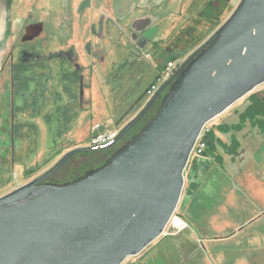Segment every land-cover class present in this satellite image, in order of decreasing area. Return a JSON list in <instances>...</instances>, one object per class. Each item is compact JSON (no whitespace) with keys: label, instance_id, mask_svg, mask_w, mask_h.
I'll use <instances>...</instances> for the list:
<instances>
[{"label":"water","instance_id":"95a60500","mask_svg":"<svg viewBox=\"0 0 264 264\" xmlns=\"http://www.w3.org/2000/svg\"><path fill=\"white\" fill-rule=\"evenodd\" d=\"M263 83L264 0H239L114 139L71 149L0 197V264H121L140 253L177 209L204 126ZM167 86L154 114L105 163L68 182H46L74 154L122 138Z\"/></svg>","mask_w":264,"mask_h":264},{"label":"rangeland","instance_id":"374dc122","mask_svg":"<svg viewBox=\"0 0 264 264\" xmlns=\"http://www.w3.org/2000/svg\"><path fill=\"white\" fill-rule=\"evenodd\" d=\"M224 14L218 23L207 24L208 29L189 31L198 40L191 47L193 51L205 43L230 15ZM45 22V35L34 43L26 41L22 44L19 41L15 48L16 52H22V62L12 71L13 81L19 86L14 96L12 120L9 126L0 124V197L43 174L71 149L90 146L93 136L117 126V123L108 125V118H113L115 122L124 120L122 116L132 113L134 108L131 110V106L138 97L144 94L138 105L148 98L146 88L150 87L152 81L138 78L133 66L127 68L120 62L123 55L137 53L144 56L140 50L133 51L129 44L132 33L130 27L117 29L114 26L105 31L103 39L97 40L100 30L95 31L97 37L85 47V57L91 61L85 67L80 58H76L80 56L77 47L61 45L66 42L69 32L59 35L57 33L63 32V27L54 28L49 19ZM12 48L13 45L7 47L4 55ZM63 53L69 56L63 57ZM173 57L176 64L180 65L184 61L172 54L167 55L166 60ZM153 83L159 86L156 79ZM252 101L259 109L247 114L245 119H250L255 127L259 125L264 133V99L257 96ZM96 122L98 126L92 127ZM204 141L207 145L206 154L213 155L214 165L222 172L228 171L227 181L233 193L224 200L219 210L212 212L209 210L208 189L196 185L195 190H199L185 200L182 209V215L190 222L191 228L176 236L164 237V241L177 245V249L182 247V254L179 255L189 257L191 261L188 264H211L207 239L213 235L228 234L233 236L230 240L216 244L221 250L220 255L210 253L216 264H232L236 258L237 263L264 264V157L253 149L249 151L253 159L251 155L242 159L244 152L241 141L235 139L231 147H227V156L232 157L231 164L235 166L229 173L222 156L215 159L217 154L213 147L216 148L217 144L210 132ZM75 145L79 146L71 148ZM261 147L264 149V145ZM106 157V149L76 153L49 177V181L74 179ZM241 194L247 203L240 206L229 201H242L238 196ZM251 212L256 214L252 221L240 222Z\"/></svg>","mask_w":264,"mask_h":264},{"label":"crops","instance_id":"0c3cea01","mask_svg":"<svg viewBox=\"0 0 264 264\" xmlns=\"http://www.w3.org/2000/svg\"><path fill=\"white\" fill-rule=\"evenodd\" d=\"M235 4L236 0H0V63L7 47L11 45L16 47L19 40L22 44L26 41L34 43L45 35L47 19L54 28L63 27L64 31L57 34L64 35L69 32L66 42L61 45L77 47L80 56L76 58H80L85 67H88V62H91L85 57V47H88L91 44L90 41L97 37L95 31L100 30L97 40L98 38L103 39L105 31H109L114 26L117 29L130 27L132 33L129 44L133 51L140 50V53H144V58L137 53H132L123 55L120 62L127 68L129 65L133 66L138 78L152 81L151 87L168 62L179 65L175 63L174 57L166 60L167 55H177L185 60L193 52L191 47L198 43V40L196 35L189 31L208 29L207 24L218 23L224 13H231ZM139 21L140 23L136 24ZM14 40L16 42L13 43ZM13 52L15 59H18L22 53L20 50L16 52L15 49ZM71 57L74 56L71 54ZM143 59L146 60L144 61L146 62L145 67ZM76 66L79 68V64L76 63ZM263 84L256 86L251 92L210 120L205 131V133H211L217 144L216 148L213 147L217 154L215 159L221 155L226 166L229 167V173L234 170L235 166L231 164L232 157L227 156L229 153L227 147L230 148L235 139L241 141L242 152H244L241 155L242 159L246 155H251L249 151L253 149H256L255 153L264 157L262 155L264 149L261 147L264 145L263 130L259 125L256 128L250 119H245L247 114L259 109L253 103L252 98L258 96L264 99ZM150 87H147L146 91ZM143 98L144 94L135 100L134 105L131 106V110L134 108L132 113L129 115V112H126L129 116H122L124 120L115 122L113 118H108L106 120L108 125L117 123V126L100 131L91 138V142L99 135L119 131L146 104L148 98L138 105ZM95 126H98L97 122L92 127ZM77 146L79 145L71 148ZM244 147L248 150L244 151ZM206 151L207 148L204 155L192 164L185 175L184 186L176 209L189 227L176 234L159 236L137 255L126 257L121 264H188L191 261L186 255H179L182 254V247L177 249V245L164 241V237L176 236L191 228L190 222L182 215L185 200L199 190L198 188L195 190L196 185L202 186L209 191V210L215 212L233 193V188L227 181L228 171H220L213 163V155H207ZM251 158L253 159L252 155ZM262 186L264 187V184ZM238 196L242 201L240 199L236 202L235 199H229V201L240 206L244 202L247 203L243 194ZM255 215L252 212L248 213L240 222L252 221ZM232 237L223 234L208 238L210 253L220 255L221 250H218L216 244L219 241L230 240ZM210 253L208 255L212 261L211 264H216L211 259ZM221 258L220 256L219 259ZM237 262L236 258L232 264H246Z\"/></svg>","mask_w":264,"mask_h":264},{"label":"flooded vegetation","instance_id":"af4514ba","mask_svg":"<svg viewBox=\"0 0 264 264\" xmlns=\"http://www.w3.org/2000/svg\"><path fill=\"white\" fill-rule=\"evenodd\" d=\"M20 41V40H19ZM16 47H13L12 50H8V52L4 55L3 60L0 63V124L1 125H8L10 124V121L12 120V111H13V105H14V96L15 93L19 90V86H16V84L13 81L12 78V71L15 67L21 65V56L17 59H15V53L13 52ZM67 52V51H66ZM63 57L69 56L68 53H63ZM169 89V86H167L164 91L162 92V95L155 101V103L149 108V110L146 112V114L139 120V122L131 128L122 138H120L118 141L115 142L112 146L108 147L107 150V157L104 159V161L97 163L92 168L98 167L105 163L106 159L111 156L115 151H117L123 144H125L127 141L131 139L133 135L138 133V131L142 128V126L147 122V120L154 114L155 110L160 104L162 96L167 92ZM9 133V140H10V131ZM87 168L83 172H81L77 177L84 174L89 169ZM55 174V173H54ZM52 176V175H51ZM50 176V177H51ZM74 178V179H75ZM73 180V178L65 180V181H55L51 182L49 181V178L46 180L48 183H64Z\"/></svg>","mask_w":264,"mask_h":264},{"label":"built area","instance_id":"2783aa9c","mask_svg":"<svg viewBox=\"0 0 264 264\" xmlns=\"http://www.w3.org/2000/svg\"><path fill=\"white\" fill-rule=\"evenodd\" d=\"M179 67V65H174L173 62H168L164 71L156 78V81L159 83V86L162 85L164 82H166L168 79H170V77L173 75V73L175 72V70ZM159 86H156L155 84L151 85V87L149 89H147L146 91V95H148V99H150L152 97V95L155 93V91L157 90V88ZM207 128L202 129V131L199 133L198 137L195 140V143L192 147V150L189 154L187 163H186V167L184 169V176L185 173L187 174L188 170L192 167V164L198 160L199 158H201L204 153L205 150L207 148V145L204 141V135H205V131ZM118 131L109 133L107 135H99L96 138H94L90 144V147H97V146H101L107 142H109L110 140L114 139L117 135ZM116 140H114L113 142H111L109 145L103 147L105 149H107L108 147L112 146L113 144H115ZM97 150V149H95ZM189 227V224L186 222V220L177 212V210H175L170 219L168 220L162 235H168V234H176L180 231H182L183 229Z\"/></svg>","mask_w":264,"mask_h":264},{"label":"trees","instance_id":"16d2710c","mask_svg":"<svg viewBox=\"0 0 264 264\" xmlns=\"http://www.w3.org/2000/svg\"><path fill=\"white\" fill-rule=\"evenodd\" d=\"M207 133H208V132L205 133L204 138L207 136Z\"/></svg>","mask_w":264,"mask_h":264}]
</instances>
